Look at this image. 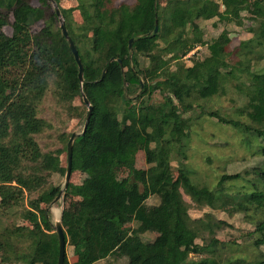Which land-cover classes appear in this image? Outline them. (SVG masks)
I'll return each mask as SVG.
<instances>
[{
	"label": "trees",
	"instance_id": "16d2710c",
	"mask_svg": "<svg viewBox=\"0 0 264 264\" xmlns=\"http://www.w3.org/2000/svg\"><path fill=\"white\" fill-rule=\"evenodd\" d=\"M54 1L82 62V82L50 2L0 0V27L7 13L14 27L10 35L0 31V264H56L50 211L38 209L62 188L54 176L65 175L61 156L72 133L64 120L80 115L74 101L85 105L82 94L92 110L72 142L71 174L88 179H69L63 191L77 201V212L64 207L61 213L73 252L72 260L65 253L63 264H95L112 255L124 264H264L261 258L222 257L218 249L226 243L215 232L224 221L210 211L189 213L190 204L240 212L257 234L251 244H264V0H134L117 6L114 0H74L66 7ZM248 15L253 18L246 25ZM215 18L249 33L234 53L227 50L228 35L225 43L204 39L200 21ZM37 21L43 26L32 33ZM195 45H205L207 53L182 65ZM230 91L233 113L202 106ZM156 93L161 100L153 98ZM201 115L231 126L247 145L258 141L255 152L263 161L251 168L252 180L236 172L222 174L210 188L193 182L186 151L193 120ZM139 152L144 167H137ZM120 169L128 173L117 179ZM237 180L247 183L238 188ZM149 197L156 202L147 204ZM130 200L136 206L126 228Z\"/></svg>",
	"mask_w": 264,
	"mask_h": 264
},
{
	"label": "rangeland",
	"instance_id": "374dc122",
	"mask_svg": "<svg viewBox=\"0 0 264 264\" xmlns=\"http://www.w3.org/2000/svg\"><path fill=\"white\" fill-rule=\"evenodd\" d=\"M167 0H158L161 5H164ZM31 5L38 6L39 0H28ZM120 3L132 4L134 0H114V6L119 5ZM51 4V3H50ZM62 6H75L76 2L74 0H62L60 2ZM52 6V4H51ZM222 9V8H221ZM73 17L76 21H81L80 13L75 10ZM252 15L244 16L245 24L247 25L252 19ZM43 26L42 21H37L30 26V31L32 33L38 32ZM200 26L204 31V39L211 40L215 39L220 43H225V35H228L230 41L227 44V50L229 52H235L237 46L241 39H245L249 36V33L246 31L245 26H237L233 23L223 24L218 22L215 19L200 21ZM0 31L5 32L10 35L14 32L13 27V17L10 13H7V23L0 27ZM201 56H204L206 51V46H202ZM235 60L233 55L230 56ZM191 62L183 60L182 65H189ZM233 94L228 92L227 95L213 97L210 100L202 103L207 109H219L223 113H233L231 108L234 106L235 102L232 100ZM154 99L161 100L162 97L156 93L153 95ZM75 105L81 107V113L77 118H67L64 120V124L67 127L69 132L79 133L83 126V114L86 110V105L82 104L81 100L76 97L74 101ZM231 110V111H230ZM200 109H198V112ZM190 139L189 146L186 151L187 155V164L190 168L193 169V174L191 179L194 183L199 186L213 187L214 184L218 181L219 177L222 174H232L236 172H241L249 180L254 178V175L251 173V168L260 165L263 161V158L256 154V142H252L250 145H247L244 141L241 140V135L237 133L231 126L223 124L214 117H209L207 115H201L198 118L193 120L192 129H190ZM254 141V140H253ZM62 163L66 164V153L62 154ZM172 164L175 166V161H172ZM145 160L143 153L139 152L137 157V167H144ZM244 170L249 172L245 173ZM126 170L117 171V179L123 178L127 175ZM85 175L79 171H74L71 174L70 181L79 184L82 183L85 179ZM172 176H169V179H172ZM54 179H58L61 185L64 181L63 178H58L54 176ZM238 188L240 185H245L247 181L237 180L234 182ZM230 183H227V186ZM231 185V184H230ZM229 185V186H230ZM233 185V184H232ZM250 186V184H248ZM230 188H233L231 186ZM184 199L187 202H190L189 198L186 195H183ZM147 204L151 205L156 202L155 197H149ZM66 202L71 203V207L75 209L77 207V201L75 198L70 196H65L64 193L61 195L60 199L51 204L50 207V220L54 223L59 219L60 210ZM191 208L189 213L192 217L202 216L204 212L210 211L214 217L224 221V224L216 230L215 237H217L221 242L226 243L224 247L218 249L222 257L238 256L243 257L247 261H255L257 259H264V244L259 247L251 244V241L257 237V234L254 232L253 226L245 220V216L240 212H228L227 209H211L209 207H204L201 210L195 208L193 204H190ZM136 202L130 200L127 204L126 215L123 221L124 227L129 226L130 218L129 214L132 213ZM42 209H39L41 211ZM18 224L25 223L23 220H17ZM132 225V223L130 224ZM155 233V232H154ZM207 235V236H206ZM152 235L149 234L147 237L152 238ZM208 238L209 234H205ZM199 243L202 242L200 239L197 240ZM233 243V244H229ZM118 253V252H117ZM66 255L69 260L73 259V252L71 246H66ZM262 255V256H261ZM125 259L123 257H113L110 256L107 259H102L97 264H124Z\"/></svg>",
	"mask_w": 264,
	"mask_h": 264
},
{
	"label": "water",
	"instance_id": "95a60500",
	"mask_svg": "<svg viewBox=\"0 0 264 264\" xmlns=\"http://www.w3.org/2000/svg\"><path fill=\"white\" fill-rule=\"evenodd\" d=\"M48 1L52 4L54 11L58 17L59 27H60L61 33L64 36V38L66 39L68 46H69V48L73 54V57L75 59L77 67H78L77 76H78L79 81L82 82V80H83V77H82L83 65H82V62L79 58L78 51H77L71 37L69 36V34L67 32L63 17L60 13V10H59L57 3L54 0H48ZM157 28H158L157 23L155 22V26H154L153 31L156 32ZM132 40H133V38H130L128 41V47L129 48L131 47ZM118 62L121 63V61L119 59H118ZM82 100L87 107L85 120H84V123L82 126V131L79 133L72 132L68 141H67V144H66V161L67 162H66V171H65V175H64V181H63L62 188H61L59 194L55 197V199L50 204H53L54 202H56L57 200L60 199V197L63 194V191H64V189H65V187H66V185L70 179L71 162H72V142H73L74 138L76 137V135L83 133L85 131L86 125H87L89 118H90V115H91L92 106L84 94H82ZM53 228H54V231L57 235V241H58V254H57L56 264H63L64 256H65V250H66V239H65V234H64L63 227H62V223H61V216L58 220H56L53 223Z\"/></svg>",
	"mask_w": 264,
	"mask_h": 264
},
{
	"label": "crops",
	"instance_id": "0c3cea01",
	"mask_svg": "<svg viewBox=\"0 0 264 264\" xmlns=\"http://www.w3.org/2000/svg\"><path fill=\"white\" fill-rule=\"evenodd\" d=\"M59 1L62 2V0H59ZM74 2H75V1H74ZM183 60H184V59L181 58V59L179 60V62L181 63ZM185 61H186V60H185ZM175 63H178V62H175ZM189 64H190V63H189ZM82 174H84V173H82ZM84 175H85V176H84L85 179L83 180V182L86 181V180L88 179L87 175H86V174H84ZM129 202H130V201H128V203H129ZM50 207H51V204H49L47 207H46L45 205H43V204L39 205V209H42V210H44V209L47 208V209L50 211ZM64 207H65V208H70V210L77 212V211H76V208L73 209V208L71 207V203L66 202V204H64L63 207H62V209L60 210L59 218H60V216H61V213H62ZM39 209H38V210H39ZM50 214H51V213H50ZM129 218H130V216H129ZM50 222H51V220H50ZM129 223L131 224V219H130V222H129ZM21 224H26V222H25V223H21ZM51 224L53 225L52 222H51ZM130 224H129V226H127L126 228L130 227V226H131ZM66 246H67V244H66ZM65 253H66V250H65ZM112 256H113V257H116V258H119V257L116 256V255H112ZM99 261H100V260H99ZM99 261H97V262H99ZM97 262H95V264H97ZM35 264H41L40 260H37Z\"/></svg>",
	"mask_w": 264,
	"mask_h": 264
},
{
	"label": "built area",
	"instance_id": "2783aa9c",
	"mask_svg": "<svg viewBox=\"0 0 264 264\" xmlns=\"http://www.w3.org/2000/svg\"><path fill=\"white\" fill-rule=\"evenodd\" d=\"M217 1H218L219 3L221 2V0H217ZM221 8H223L222 5H221ZM202 46H203V45H195V46L193 47V49H191L189 52H187V53L183 56L182 59L191 62L190 59H191L192 56H195L196 58L200 57V56H201V52H202V51H201V50H202ZM204 46H205V45H204Z\"/></svg>",
	"mask_w": 264,
	"mask_h": 264
}]
</instances>
